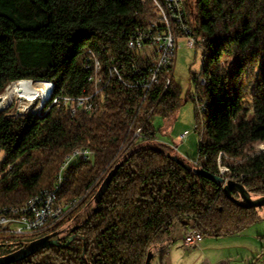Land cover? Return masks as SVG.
<instances>
[{"label":"trees","instance_id":"16d2710c","mask_svg":"<svg viewBox=\"0 0 264 264\" xmlns=\"http://www.w3.org/2000/svg\"><path fill=\"white\" fill-rule=\"evenodd\" d=\"M153 17L150 0H0V94L22 79L52 81V96L98 88L87 113L70 114L63 103L46 112L48 103L39 112L18 113L15 103L0 110V208L50 188L66 155L86 147L93 160L69 165L58 193L61 202L84 198L68 223L117 165L100 201L71 227L68 245H46L7 264H144L153 247H161L163 262L177 228L221 236L262 218V207L238 205L156 139L152 116L169 119L183 102L171 67L146 92L125 84L134 81L132 64L142 71L137 78L147 76L149 60L128 49L123 31ZM185 17L204 53L188 99L204 105L195 115L196 158L177 156L264 195V0H185ZM88 49L101 72L97 85ZM220 151L241 160L217 166Z\"/></svg>","mask_w":264,"mask_h":264},{"label":"built area","instance_id":"2783aa9c","mask_svg":"<svg viewBox=\"0 0 264 264\" xmlns=\"http://www.w3.org/2000/svg\"><path fill=\"white\" fill-rule=\"evenodd\" d=\"M145 2V0H140ZM154 9V17L144 26H138L123 31L126 35V43L129 50L149 60L146 64L148 75L137 78L142 73L136 65H131V73L134 81L125 83L128 86H141L148 90L150 85L157 81L158 73L171 67L175 61V55L179 42L184 39L188 46L199 47L202 37L193 33L192 27L186 22L185 0H150ZM86 60L93 69L92 79L97 85L102 76L96 64V58L91 49L87 50ZM88 66V65H87ZM114 70L118 68L113 65ZM202 82V81H201ZM53 89V88H52ZM98 92L95 87L94 93H82L78 96H68L63 92L49 97L42 106L48 103L44 112L52 105L63 103L67 106L70 114H82L95 110L94 94ZM204 101H200L197 108L203 112ZM94 152L86 147H76L64 158V165L57 174L53 185L36 198H27L21 205L20 214L0 213V239L4 237H24L35 234H48L58 229L65 217L84 199L74 198L70 204L53 206V199H57L60 188V177L65 168L80 161H92ZM219 160L238 161L240 157H230L223 151L217 155ZM224 179V178H223ZM227 181L224 179V182ZM237 181V180H236ZM88 189V193H89ZM183 242L187 247L195 246L203 235L188 226L185 229Z\"/></svg>","mask_w":264,"mask_h":264},{"label":"rangeland","instance_id":"374dc122","mask_svg":"<svg viewBox=\"0 0 264 264\" xmlns=\"http://www.w3.org/2000/svg\"><path fill=\"white\" fill-rule=\"evenodd\" d=\"M203 54L200 47L188 46L184 39L179 42L175 61L172 65V76L173 80L182 88L181 97L183 102L169 119L159 114L152 116L158 142L168 144L167 150L170 154L181 155L189 160H193L197 155L198 135L194 130V125L198 110L195 101L188 99V97L193 94V78L201 70ZM11 84L7 86L6 90ZM48 97L46 96L43 100ZM21 98L15 97L5 107L15 103L18 113L36 112L43 107L38 105V98L36 100L27 97L25 99ZM261 144H264V142H261ZM254 145V147L250 145L251 151L258 148L260 142ZM175 146L176 149H174ZM3 159L4 152L0 151V164ZM94 205V201L90 200L73 220L64 224L62 222L58 229L72 227L77 224L89 214ZM260 215L262 218L259 221L240 232L221 236L203 235L201 240L192 247H187L184 244L183 237L174 239L169 244L170 251L168 255L165 254L163 262V252L158 250L153 252L149 264H264V207L260 210ZM184 232L185 229H183V235ZM40 237L41 234L1 238L0 256L14 250L21 243H28Z\"/></svg>","mask_w":264,"mask_h":264},{"label":"water","instance_id":"95a60500","mask_svg":"<svg viewBox=\"0 0 264 264\" xmlns=\"http://www.w3.org/2000/svg\"><path fill=\"white\" fill-rule=\"evenodd\" d=\"M13 83V82H12ZM52 88H53V82L50 81ZM45 100H41L40 106L43 105ZM3 109V108H2ZM1 110V109H0ZM167 156L170 157L172 160H174L176 163L181 164L183 167H185L187 170H194L195 173L202 175L208 179L214 180V182L221 186L224 194L236 202L238 205L250 208V207H264V195H259V196H252L250 192L240 183L239 181L236 180H227L224 182L223 177H221L218 174L212 173L210 171H207L203 168L200 167H195L193 168L188 162L183 161L180 157L177 155H172L170 153H167ZM117 165L108 172L106 177L103 179L101 184L99 185L96 193L93 196V201L94 203H98L101 199L102 194L104 193L106 187L110 183L112 176L114 175L116 171ZM235 191L238 194V197H234L232 195V192ZM178 229V228H177ZM176 229V231H177ZM73 230V228L71 229ZM176 231L174 233V238L176 237ZM60 234L61 230H55L51 233H48L44 236H41L40 238L34 239L28 243H25L23 246L20 248L6 253L4 255L0 256V264H7L9 262L17 261L23 258H26L36 250L42 248L43 246L46 245H56V246H64L68 245L71 240L74 238V235H69L65 242L60 241ZM161 247H153L151 250L147 252L144 264H149L150 259L153 256V252L158 251Z\"/></svg>","mask_w":264,"mask_h":264},{"label":"bare ground","instance_id":"6f19581e","mask_svg":"<svg viewBox=\"0 0 264 264\" xmlns=\"http://www.w3.org/2000/svg\"><path fill=\"white\" fill-rule=\"evenodd\" d=\"M51 90H52V85L50 81L30 80V79L18 80L16 82H13L6 91L0 94V109H2L7 104H9L15 97H19V98L22 97L24 99L27 97L31 100H36L38 98V101H39L38 105H40L41 100H43L46 96H48ZM40 109H38L36 112H39ZM63 165H64V161L62 162V164L59 166V169L57 170L56 178H57V174L60 173V170L62 169ZM65 170L63 172V175L60 177V188L63 185V180L65 177ZM221 170L222 172H224L227 169L226 167H222ZM227 179H230V177H227L225 180ZM47 189H43L39 191L37 194L31 196L30 198H36L39 195H43L44 192L47 191ZM72 201L73 199L67 202H61L59 201L57 197V199H53V206H62V204H70L72 203ZM20 212H21V205L19 207L0 208V213L20 214Z\"/></svg>","mask_w":264,"mask_h":264},{"label":"flooded vegetation","instance_id":"af4514ba","mask_svg":"<svg viewBox=\"0 0 264 264\" xmlns=\"http://www.w3.org/2000/svg\"><path fill=\"white\" fill-rule=\"evenodd\" d=\"M78 223H79V222H78ZM78 223H77V224H78ZM58 230H61V235H62V236H64V235L69 236L70 234L73 233V231L71 230V227H65V228L62 227L61 229H58ZM21 246H22V245L20 244L19 246L15 247L14 250L20 248ZM14 250H11L10 252H12V251H14Z\"/></svg>","mask_w":264,"mask_h":264},{"label":"crops","instance_id":"0c3cea01","mask_svg":"<svg viewBox=\"0 0 264 264\" xmlns=\"http://www.w3.org/2000/svg\"><path fill=\"white\" fill-rule=\"evenodd\" d=\"M196 158V157H195ZM194 158V159H195ZM176 237L174 238V239H177V238H179V237H182L183 236V229L180 227V228H178L177 229V231H176ZM167 250H168V252H167ZM169 251H170V246L166 249V255H168L169 254Z\"/></svg>","mask_w":264,"mask_h":264}]
</instances>
